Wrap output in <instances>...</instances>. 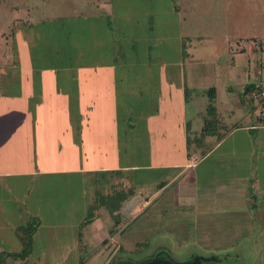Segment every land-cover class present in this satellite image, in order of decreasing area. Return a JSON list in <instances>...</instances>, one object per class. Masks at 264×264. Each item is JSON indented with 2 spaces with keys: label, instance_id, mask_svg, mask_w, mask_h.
Here are the masks:
<instances>
[{
  "label": "rangeland",
  "instance_id": "rangeland-1",
  "mask_svg": "<svg viewBox=\"0 0 264 264\" xmlns=\"http://www.w3.org/2000/svg\"><path fill=\"white\" fill-rule=\"evenodd\" d=\"M259 38L264 40V0H0V117L12 116L7 102L11 95L20 97L22 75L28 68L36 73L38 68H59L58 75L48 76V84L55 81L53 88L57 87L59 96L51 98L65 105L61 107L64 113L58 115L69 122L39 124L37 128L28 125L32 140L27 159L33 163L29 164L57 172L34 182L28 204L41 220L24 221L26 230H17L14 248L8 251V246L2 247L0 254H9L5 264H77L81 256L84 264H106L116 256L139 258L153 245L169 246L177 254L190 248L201 253H229L239 246V264H264V155L254 157L256 147L246 130L236 132L195 164H191L195 157H186L182 141L156 140L178 127L181 113L186 118L192 107L171 109L172 119L166 118V109H149L146 123L136 125L138 131L130 141L125 136L129 133L123 135L125 146L120 155L105 160L95 157L93 161L86 149L62 150L61 136L50 134L58 133L52 132L53 128L69 130L73 139L87 143L86 125L79 121L88 118L89 109L83 107L85 102L79 106V86L70 68L92 66L95 58L111 54L118 44L126 53H117L119 63L114 67L122 70L118 74L124 75L126 69L133 72L111 77L122 83L115 86L120 90L115 104L108 102L103 108L106 114L130 115V109L145 100L157 105L160 84L153 81L160 76L167 80L168 71L178 72L185 66L181 70L188 72L183 79L202 90L191 95L193 128L201 130L200 116L208 103L205 89L210 86L218 89L216 104L225 121L245 126L261 109L245 94L248 61L257 55L264 62V50L240 54L236 48L249 39L260 43ZM182 48L193 55L189 60L192 70L181 60ZM79 52L82 57L78 60ZM103 58L107 60L106 55ZM239 60L245 69L230 72L232 61L237 64ZM255 66L250 78L257 74L264 78L262 64ZM147 69L157 75H148ZM225 76L237 80L230 99L221 96ZM171 91L181 98L179 85ZM241 97L242 103L238 101ZM155 111L164 117L156 118ZM46 112L56 115L51 108ZM95 162L113 170L83 173ZM190 172L193 179L187 178ZM105 176L121 183L115 191L122 199L112 193L113 207L97 194L104 195L98 180ZM121 176L123 182L116 179ZM189 187L196 189L186 191ZM157 189L165 194L161 207L154 202ZM172 196L173 203H169ZM22 234L25 238L30 234L25 243ZM27 248L29 254H17Z\"/></svg>",
  "mask_w": 264,
  "mask_h": 264
},
{
  "label": "crops",
  "instance_id": "crops-1",
  "mask_svg": "<svg viewBox=\"0 0 264 264\" xmlns=\"http://www.w3.org/2000/svg\"><path fill=\"white\" fill-rule=\"evenodd\" d=\"M259 41L261 44L256 42L255 40L249 39L247 43L243 44V46L239 45L236 48V52H239L241 54L243 52L250 53L254 50L263 51L264 45L262 44H264V40L263 38H259ZM236 52L233 51V53ZM125 53L126 51H124V54ZM103 55L107 56V60L103 58ZM81 57L82 54L81 52H79L77 59L79 60ZM192 58L193 55L187 52L185 56L181 58V60L186 65H189V60ZM112 60L113 62H111ZM257 62H260L262 64V67H264V62L261 61V58L257 55H253L251 63L250 59L248 61L249 74L247 75L248 80L244 85L247 86L256 80H264V78L258 74L256 77L250 78V72H252V68L256 67L255 65ZM104 64L106 67H103ZM235 64L236 62L232 61L231 69H229L230 72H236L245 69L243 65H240V60L237 61L236 65ZM90 65L92 66H89L87 68L84 66L83 68H80L78 65V67L70 68V72L76 77L79 86V106H82L81 102H85L83 104V107H88L89 109L88 118H80L79 121L80 125L81 123L86 125V131L88 132L87 143H85L84 139L82 140V143L80 139H73L70 135L69 130L63 131V129L60 128H53L52 132L58 131V133L50 134H59L61 136L60 139L63 142L61 144L62 150H65V148L78 151H80V149H86L87 155L94 158L93 161L96 160L95 157H101L105 160L108 157L119 156L120 150H123V146H125L121 143L123 135L129 133L125 136L127 137V141H130L129 139L133 137L138 131L136 125L146 123L145 119H147V117L145 116V114L149 112V109H166L168 110L166 118L172 119L173 116H171V114H174V112L170 113L171 109H175L177 107L187 109L192 107V112L186 118H183V114L181 113V118L177 123L178 127L176 126L175 129L172 130L168 129L169 131H166V135H163L162 139H160L161 136H158L156 140H159V142L160 140L182 141L183 148L185 145L186 157H195V161H191V164H195L198 160L206 159L209 155L214 153L226 140L233 137L236 132L246 130L250 140L254 141L253 145L256 147V154H254V157L260 159V157L264 155V122L259 118V113L256 114L254 118L251 119V121L250 119L247 120L245 126H242L241 123L238 124L237 121L228 124L223 118L216 104L218 91L216 86L210 87H214L216 90L214 104L217 108L220 119L224 122V126L220 131V137L208 136L205 139V142L202 141L198 144H194L191 150L186 147V139L188 137L195 138V133H197L198 135V133L200 132L199 129L193 128L192 125V122L195 119L194 117L192 118V114L194 112L193 108L195 106L194 102L191 99V95L192 93L202 90H197L195 87H191L188 83V79H183L184 76L187 78L188 72L187 70H181L182 68L186 69L185 66H181L182 68H180L178 72L172 71L174 72L173 74L171 71H168L170 77L167 80L164 79L165 82L163 80H160L161 76L159 79L153 81V83L155 82L157 83V85L160 84V90L157 91V97L159 98L161 96V99H158V101H156L158 102L157 105H149L148 103H146V100L140 101L141 106H133L132 109H130V115H109L105 113L103 108L111 102V106L115 104V98L120 95V90H117L115 86L122 83L121 79H114L111 77H115V73L116 76H129L132 75L133 71L131 69H126V73L124 75H122V73L118 74L119 72H122V70L114 67L116 63H114L113 53H106L102 54L101 56L99 55L97 58H95L94 63H90ZM192 67L194 68V66L189 65L187 68H191L192 70ZM28 69L29 70H26L27 72L22 75L25 77V79H23L20 84V97L11 95L9 97L10 99H8L7 104H10L8 107H10V110L13 112L12 116H9V118L3 116L0 117V252H4V250H2L3 246H8V251L14 248L13 242L15 239L13 237L16 235L18 227L24 224V221L30 218H38L39 221L41 220V217H38L40 215L35 212L36 210L29 207L28 197L33 192L34 182L36 180L39 181L38 179L41 178L43 180V178H45L50 173L57 172V170H48L46 167L39 168L37 166L34 167L30 165L33 163L29 162V158L27 159V150L28 148H31L32 133H29L28 125H33L35 126L34 128H37L36 125L39 124L56 125L61 123L62 125H65L69 123L68 119H66L65 116L58 115L60 114V111L64 113V109L61 107H64L65 105H63L62 102L59 103V101H54L51 98V95H56V97L59 96L56 93L57 87L55 89L53 88V85H55V81L48 84V82H50L48 76L58 75L59 68H38L37 73L33 71L32 68ZM63 70H65V68H63ZM150 70L151 69H147L148 75H157V73L155 72L154 74H150ZM139 71L141 73H145L143 69H139ZM153 71L155 70L153 69ZM163 72L167 74L165 68ZM171 75L174 77V81L171 80ZM34 76H41V78L38 79ZM175 77H179V79H176ZM226 80L227 81H225V84L220 87L221 89H223L221 92V96H223L224 99H230L229 92L232 91V86L234 84H237V80L233 77L230 78L229 76L226 77ZM165 83H167V86L165 85ZM178 85L179 89L181 90L180 99H178V96L174 91H171V88H174ZM108 88L110 90H108ZM208 88H206L205 91ZM201 95H204V93H201ZM244 97H241L240 99H238V101L242 103L244 101ZM148 101L149 100H147V102ZM86 102H88V104H86ZM5 103L3 104L4 106L1 107L3 111L7 105ZM207 104L205 105V108ZM48 108L55 110L56 115L51 116L49 115V112L47 114L46 109ZM53 112L54 111H52V113ZM157 112L158 111H155L156 118H160L164 115L162 113L158 114ZM205 113L206 110L200 116L202 121L204 119ZM200 117H198V119H200ZM248 124L249 126H247ZM5 125H7V127H5ZM31 130H33V128H31ZM121 130H124L125 132L122 133ZM49 136V133H47V138ZM212 140L214 141L213 143ZM126 146L128 147V145ZM57 148H59V146ZM189 152L190 154L188 155ZM199 156L201 157L200 159ZM93 158H91V160ZM109 170H113V167L108 164L97 166L95 162L94 166H92L91 168H87V170H83V173H88V175L94 174L96 172L108 173ZM187 178L193 179V174H191L190 172V174L187 175ZM101 179L102 180H98V182H100L98 187L100 190H104V194H107L112 183V178L109 177V179H107L105 176V178ZM116 179L120 180V182H123L122 176ZM91 180L93 181L91 183L96 184V180ZM189 181L193 182V180ZM116 182L118 181L116 180ZM195 189V187H189L185 190L194 191ZM100 193L103 194V192ZM94 194H96V191ZM162 196L164 197L165 194L161 195L160 190L158 191L157 189V191L154 192L155 205H158L159 207L162 206ZM169 203H173V196L171 197ZM238 247L231 249V251L239 250L241 248Z\"/></svg>",
  "mask_w": 264,
  "mask_h": 264
},
{
  "label": "trees",
  "instance_id": "trees-1",
  "mask_svg": "<svg viewBox=\"0 0 264 264\" xmlns=\"http://www.w3.org/2000/svg\"><path fill=\"white\" fill-rule=\"evenodd\" d=\"M119 48L121 49V52L118 51ZM122 49H123L122 46H120L119 44H118L117 48L115 46H113L112 53H113V57H114V61H115L114 63H119L118 62L119 60H117V53H120L121 56L124 55V51ZM182 52H183L182 55L185 56V54L187 53L186 52V48H182ZM252 86H253V83L247 85L245 94L249 95L250 90L252 89ZM206 95L208 96V104L206 106V113H205V116H204V119H203V125L201 127V130H200V132L198 133V135L195 138L188 137L186 139L187 148L189 150H191L193 148L194 144H198V143H200L202 141L205 142V139L208 136L220 137V131L222 130L221 128L224 126V122L220 119V116L218 114L217 108H216V106L214 104V99H215V96H216L215 88L214 87H209L206 90ZM188 154H190V152ZM119 184H121V183H119V182H115L114 183L113 182V178H112V183H111V186H110V189H109L110 192L108 191V194L102 195L100 192H97V194L101 195V199H104L103 201L108 204V207L109 206L113 207V205H114L115 198L112 197V193L115 192L114 195H116L117 198H121L120 194L117 191H115L116 187ZM128 195L131 196L130 193ZM108 200H110V202H108ZM101 203L102 202L99 201V204H101ZM120 207H121V203L119 204V208ZM116 208H117V204H116ZM34 219L35 218H33L32 221ZM32 221H30L29 223L31 224ZM17 230H18V232L19 231L21 232V231L26 230V229H25V226L22 225V226H19ZM32 230H30V231L32 232ZM80 234L81 233L79 232V235ZM22 236H23L22 240L25 243V241L27 242V239L29 240L30 234H28L26 238L24 237V234H22ZM17 254L20 255V256H25V255L29 254V249L27 248L26 250H23L20 254L19 253H17ZM8 256H9L8 253H5V255L0 254V264H5V262H6L5 258H7ZM85 261L86 260L84 259V256H81L80 259H79V262L77 264H84Z\"/></svg>",
  "mask_w": 264,
  "mask_h": 264
},
{
  "label": "water",
  "instance_id": "water-1",
  "mask_svg": "<svg viewBox=\"0 0 264 264\" xmlns=\"http://www.w3.org/2000/svg\"><path fill=\"white\" fill-rule=\"evenodd\" d=\"M218 260H221V256L216 253H201L192 249L189 255L182 257L169 246L160 245L156 248L153 245L149 252L139 258L116 256L106 264H205Z\"/></svg>",
  "mask_w": 264,
  "mask_h": 264
},
{
  "label": "built area",
  "instance_id": "built-area-1",
  "mask_svg": "<svg viewBox=\"0 0 264 264\" xmlns=\"http://www.w3.org/2000/svg\"><path fill=\"white\" fill-rule=\"evenodd\" d=\"M249 97L256 100L260 106L259 118L264 122V80L253 81Z\"/></svg>",
  "mask_w": 264,
  "mask_h": 264
},
{
  "label": "flooded vegetation",
  "instance_id": "flooded-vegetation-1",
  "mask_svg": "<svg viewBox=\"0 0 264 264\" xmlns=\"http://www.w3.org/2000/svg\"><path fill=\"white\" fill-rule=\"evenodd\" d=\"M191 249H188L185 251V253H178L180 256H186L191 253ZM239 252V253H237ZM228 254V255H227ZM221 256V260L218 261H212V262H207L205 264H239V262L242 261V253L239 250H232L229 253H221L219 254Z\"/></svg>",
  "mask_w": 264,
  "mask_h": 264
}]
</instances>
